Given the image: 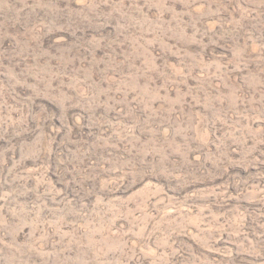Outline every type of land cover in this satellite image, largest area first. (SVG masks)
I'll return each mask as SVG.
<instances>
[{"label":"rangeland","instance_id":"obj_1","mask_svg":"<svg viewBox=\"0 0 264 264\" xmlns=\"http://www.w3.org/2000/svg\"><path fill=\"white\" fill-rule=\"evenodd\" d=\"M0 264H264V0H0Z\"/></svg>","mask_w":264,"mask_h":264}]
</instances>
